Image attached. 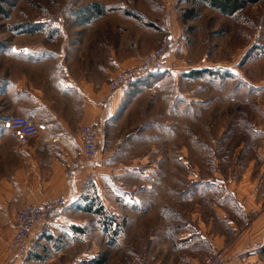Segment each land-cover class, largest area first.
Masks as SVG:
<instances>
[{"label":"rangeland","instance_id":"374dc122","mask_svg":"<svg viewBox=\"0 0 264 264\" xmlns=\"http://www.w3.org/2000/svg\"><path fill=\"white\" fill-rule=\"evenodd\" d=\"M121 6L150 25L149 45L173 35L168 70L146 79L133 100L141 102L129 114L130 155L113 171L114 184L103 180L91 200L65 210L69 228L20 264H147L149 237L197 222L214 204L243 222L232 184L264 147V0L232 15L197 1L196 17L185 24L187 0H0V39L8 44L13 34L43 29L61 45L100 9ZM90 205L101 214L86 212Z\"/></svg>","mask_w":264,"mask_h":264},{"label":"crops","instance_id":"0c3cea01","mask_svg":"<svg viewBox=\"0 0 264 264\" xmlns=\"http://www.w3.org/2000/svg\"><path fill=\"white\" fill-rule=\"evenodd\" d=\"M148 26L121 6L100 9L95 18L80 22L72 38L65 37L61 45L50 43L41 34L43 29L13 34L8 44L0 39V264L21 263L7 251L21 207L64 198L66 206L50 221L48 237L55 236L70 226L65 210L79 209L87 197L91 200L90 192L96 194L103 180L114 184L113 171L123 169L130 155V135L125 136L130 131L129 114L141 102L133 100L150 77L111 95L106 85L115 73L134 67L158 46L159 36L148 44L147 36L154 32ZM7 49L9 56L3 53ZM13 116H30L45 130L20 146L11 141L5 127ZM88 123L99 127V155L92 163L81 154L79 129ZM256 154L259 162L250 160L232 184L234 205L243 222L214 204L211 213L203 212L197 222L172 224L158 237H149L152 247L143 260L201 264L214 250L226 264H264V147ZM45 238L33 241L32 252ZM199 243L207 247L204 254Z\"/></svg>","mask_w":264,"mask_h":264},{"label":"built area","instance_id":"2783aa9c","mask_svg":"<svg viewBox=\"0 0 264 264\" xmlns=\"http://www.w3.org/2000/svg\"><path fill=\"white\" fill-rule=\"evenodd\" d=\"M174 42V37L166 33L158 47L142 58L137 65L115 73L108 81L106 88L109 95L119 90L131 88L146 77L168 70L167 54ZM9 138L20 146L39 136L45 130L43 125L30 116H13L5 123ZM47 132H50L47 130ZM81 154L86 163L97 160L99 155V127L95 123L83 124L79 129ZM66 206L64 198L52 199L43 205H26L21 207L13 222L14 232L7 243V251L17 260L27 256L35 239L48 237L51 233L52 214ZM201 264H226L224 256L218 251H210Z\"/></svg>","mask_w":264,"mask_h":264},{"label":"trees","instance_id":"16d2710c","mask_svg":"<svg viewBox=\"0 0 264 264\" xmlns=\"http://www.w3.org/2000/svg\"><path fill=\"white\" fill-rule=\"evenodd\" d=\"M197 1L205 2L210 7L217 9L223 14L232 15L245 9L249 5L257 4L261 0H187V2L191 5V8L181 15V21L183 24L196 17L195 6ZM1 12L2 9L0 8V13ZM86 212L91 214H101V211H94L91 205L87 207ZM57 213L58 212L52 214L49 218L52 220ZM113 234L116 235L117 232L114 231ZM261 253L264 254V247L261 249Z\"/></svg>","mask_w":264,"mask_h":264}]
</instances>
